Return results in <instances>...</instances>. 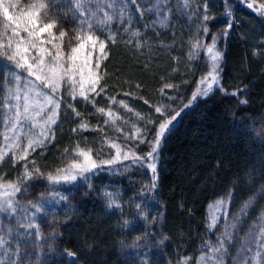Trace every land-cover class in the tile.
I'll list each match as a JSON object with an SVG mask.
<instances>
[{
    "label": "trees",
    "instance_id": "trees-1",
    "mask_svg": "<svg viewBox=\"0 0 264 264\" xmlns=\"http://www.w3.org/2000/svg\"><path fill=\"white\" fill-rule=\"evenodd\" d=\"M15 1L23 7L38 2ZM123 1V22L111 24L101 34L104 40L108 32L116 34V43L108 44V57L101 64L102 72L107 73L105 93L96 97L93 105L80 98L73 101L67 86L62 85L65 91L55 138L30 150L27 161L14 163L13 153L7 152L0 162V184L18 183L27 189L16 196L22 209L28 208L29 202L40 203L41 197L56 190L67 197L62 205L46 210L35 221L39 237L25 236V228L21 227L27 223L23 211L12 217L0 214V236L8 241L5 248H0V259L5 264L9 256L4 253H12L11 259H15L17 247L22 264H73L66 253L75 254V264H196L203 245L217 241L214 236L219 228L214 233L206 228L211 201L230 193L238 208L253 199L235 235L245 234L264 217V57L260 58L264 18L247 7L253 0H190L187 8L183 0H160L162 14L169 16L163 25L162 15L146 10L157 0H136L135 4ZM42 2L47 5V14L41 13L42 23L55 20L53 32L57 37L60 30L67 32L63 52L68 53L69 40L72 46L77 43L72 38L80 31L78 14L70 0ZM260 2L264 0H255L257 6ZM205 3L207 34L200 30ZM5 24L0 14V37L7 44ZM133 32L139 35L133 36ZM213 36L218 37L216 47L223 53V91L214 88L208 97L198 98L181 112L160 146L154 190L150 169L123 160L86 174V180L51 184L44 179L77 160L73 151L77 144L81 149H91L97 164L115 156L109 142L127 145L124 150L140 156L150 151L148 143L128 141L125 133L132 135L135 128L145 129L136 113L156 120L153 106L163 104L180 111L188 104L201 77L209 71L206 52L194 53L191 45L197 39L211 43ZM137 43L141 47H136ZM50 50L54 51L52 45ZM6 60L0 55V61ZM165 84L175 87L166 89ZM237 91L239 95H232ZM109 97H114L116 103L110 105ZM120 100L128 108L121 106ZM68 104L81 116H74ZM3 105L0 92V111ZM109 107L119 119L105 124L108 117L97 109L107 112ZM81 118L90 129L73 132ZM146 132L150 139L153 126L148 125ZM25 164L29 170L38 168L43 176L25 180ZM105 192L117 193L121 207L109 208ZM137 205L142 206L145 215ZM9 228L12 235L8 234ZM28 231L35 233V229Z\"/></svg>",
    "mask_w": 264,
    "mask_h": 264
},
{
    "label": "snow or ice",
    "instance_id": "snow-or-ice-1",
    "mask_svg": "<svg viewBox=\"0 0 264 264\" xmlns=\"http://www.w3.org/2000/svg\"><path fill=\"white\" fill-rule=\"evenodd\" d=\"M86 3L91 4L93 0H85ZM116 0H112L107 7H114ZM123 2V0H121ZM131 3L135 4L136 0H131ZM190 4V0H183V7L187 8ZM16 8L17 4H5L4 0H0V14L5 18L6 23L4 25V35H7L9 29H11L12 37H16L15 45L13 46L12 38H8L7 44L3 42V38L0 37V55L7 58L9 61H14L15 66L18 68H24L29 77H34L35 81L45 88L50 89L51 94L48 92L40 91L37 87L32 85L26 86L24 89L19 87L20 77H16L17 88L15 90L8 89V99L5 102L7 104V114L5 120V127H10L12 130V135H5V141H12V143H7L6 147L12 151L14 163L18 161H27L29 151H35L36 147H42L49 139L55 138V132L53 125H56L57 118L59 115L60 99H54V94L58 92L62 85L67 86L68 95L73 101L80 98L83 102L93 104L96 103V97L105 93L107 84L104 83L105 76L107 73H103L101 69V64L108 57L107 47L109 43H116V34L108 32L107 39L102 40L99 36L95 35V30L104 31L110 27L114 17L110 15L107 11H103L100 8L99 2L97 0V7L103 12V18H99V12L84 11L79 12V29L75 36L72 38L77 43L72 46V41L69 40V51L68 53L63 52V41L67 32L65 30H60L58 37L54 34L53 29L56 27V21L51 20L47 23H42L41 13L47 14V5L38 0L36 3H32L28 6L29 10L22 12L19 17L9 14V9ZM75 9L80 10L84 7L81 0H76ZM247 7L249 9H254V11L264 18V2H260L258 6L253 2L248 3ZM147 11L155 10L158 15H162L160 23L166 24L169 19L168 15H163L160 9V0H157L156 4L146 9ZM170 11V10H169ZM205 14L200 20L203 25L200 29L203 33L207 34L209 29L206 26V22L209 19L207 13V4H204ZM126 14V8L121 7L119 9V18L123 22L124 16ZM143 15V12H141ZM230 15V13H226ZM232 24H228V29H231ZM228 29L225 30L223 35H227ZM128 29H125L127 32ZM21 32L27 34V38L21 36ZM47 33L49 39H42L41 34ZM133 36L139 35L138 32H133ZM218 37L213 36L211 43H202L197 39L196 43L191 45V49L194 53H199L201 50L206 52L208 58V73L201 77L196 90L193 92L191 99L188 104L184 105L180 111L175 109H170L167 105L153 106L154 112L158 114L156 120H152L149 117H140L139 113L136 115L140 120L144 121L145 129L135 128L132 135L125 133V139L128 141H134L136 143H148L150 146V151L145 153L143 156L138 155L132 150H124L127 145L121 146L115 142H109V147L115 149V156L110 159L103 161L101 164H97L93 160V152L91 149L84 150L77 144L76 148L73 150L77 160H74L66 169H58L57 174L53 175L49 173L44 179L51 184H60L61 182L65 184L73 183L80 179H88L86 174L94 173V171L101 169L104 165H113L118 161H131L132 166L147 167L152 173V185L151 189L156 188L157 180V159L159 154V149L162 142L168 138L171 134L177 118L181 115V112L185 108L191 107L192 104L201 97H208L210 93L213 92L214 88L216 90L223 89L220 87V64L223 60V53L216 47ZM59 40L60 43H54ZM127 43H132V41H127ZM51 44L52 49L50 50L45 45ZM136 47H141V44L137 43ZM30 49L35 50L37 53L34 56L29 57ZM31 60V62H29ZM139 87V85H137ZM175 87L172 84H165L164 88L171 89ZM164 89H161L163 93ZM227 95V93L225 92ZM125 95H129L125 93ZM232 95H239V91L233 92ZM110 105L116 103L114 97H109ZM148 102L145 101V104ZM246 103V101H242ZM119 104L124 108H128L123 100L119 101ZM49 106H51L49 108ZM67 108L71 109L74 116L80 117L81 114L76 111L72 104H68ZM97 111L108 119L105 120V124L109 123L111 120L113 123L116 119H119L109 107L106 112L104 108H98ZM131 111V109H129ZM46 114V116L44 115ZM37 118L43 119V124L40 125V132L36 138H28V143L26 146L21 147L20 140L23 134V124L28 122L31 124L32 121L37 120ZM152 125L154 128V135L148 138L146 132L147 126ZM35 127V125H33ZM19 128V131L17 129ZM89 124L81 118V122L78 124L77 128L72 129L73 132L86 131L89 130ZM102 130V129H100ZM117 131H122L117 129ZM22 152L21 155L17 153ZM68 152V149H65ZM7 152L0 149V162H3ZM82 158V159H81ZM79 161V162H77ZM35 163L34 161L32 162ZM43 174L36 167L29 170L27 164H25L24 178L25 180H30L34 177L40 178ZM90 186V185H89ZM26 188H22L20 184H0V214H5L8 217L17 215L19 212L23 211L25 217L29 223L21 225L25 228V236L36 235L40 236L39 226L35 223L36 217L45 212V203H51V200H44L41 197V201L44 203H31L29 202L28 208H21L16 196L18 193L26 191ZM59 196V193L54 194ZM104 196L108 202L109 208H120L121 205L118 202V194L112 192H105ZM67 197L59 196V201L66 200ZM230 199L226 202L221 200L214 206L216 212L213 213L211 217V222L209 228H215L221 218L224 217L225 221L228 216V208L230 206ZM137 209L142 215H145L142 211V206L137 205ZM250 204L246 203L241 209L239 216H233V223L227 224L225 231L222 236L218 238V247L208 245L210 249L206 255L200 257L198 264H224V257L227 255V248L225 247V242L231 241L230 230L237 228L239 222L248 214V209ZM29 210H31V215H28ZM264 221V217H261ZM127 223V222H125ZM29 229H35V233H29ZM8 234L12 235V229H8ZM8 245V241L0 236V248H5ZM253 248L255 249L254 254ZM4 255L9 256L8 264H22L20 257V249L17 247L15 249V259H11L12 253L5 252ZM72 258L73 264H75V254L66 253ZM0 264H5L3 259H0ZM233 264H264V224L256 231V225L252 226L249 233V238L245 247H243L238 253L237 257L234 258Z\"/></svg>",
    "mask_w": 264,
    "mask_h": 264
},
{
    "label": "rangeland",
    "instance_id": "rangeland-1",
    "mask_svg": "<svg viewBox=\"0 0 264 264\" xmlns=\"http://www.w3.org/2000/svg\"><path fill=\"white\" fill-rule=\"evenodd\" d=\"M5 4H17V2L15 0H4ZM76 0H70V3L72 4V6L74 7ZM100 8L103 9V11H107L110 15H112L114 17L113 21L111 24L115 23V22H120V18H119V9L121 7H125L124 1L121 2V0H116L114 7H107V5L109 3H112V0H98ZM81 3L84 4V7L80 10L75 9L76 13L79 16V12L80 11H84L85 13H87L88 11H93V12H99V18L102 19L103 18V12L100 11V8L97 7V0H93V3L88 4L85 2V0H81ZM29 8L28 7H23V6H19L17 4L16 8H11L9 9V14L19 17L21 15L22 12H26L28 11ZM6 23H9L8 21H6ZM106 29L104 31H100V30H95V35L99 36L100 39L104 40L102 38V33L105 32ZM21 36H24L25 38H27V34L24 32H21ZM6 40L8 41V38H12L13 40V46L15 45V41H16V37H12L11 35V29L8 30L7 35L5 36ZM41 38L42 39H49L47 33H43L41 34ZM51 44L45 45V47H48L50 49ZM262 55H260V58L264 57V47H262L261 49ZM37 53L35 52V50L30 49L29 51V57L36 55ZM31 62V60L29 61ZM19 76L20 77V83H19V87L21 89H24L26 86L32 85L34 82V86L37 87L40 91H44V92H48L49 94H51L50 89H45L43 88L38 81H35L34 77H29L27 71L24 68H18L15 66V62L14 61H0V92L2 94V99L4 102V105L0 111V141H1V145H0V149H3L6 152H12L10 151L7 147L6 144L7 143H12V141H5L4 137L5 135L11 136L12 135V130L10 127H5V120H6V114H7V104L5 103L8 99V89L11 88L13 90H15L17 88V83H16V77ZM65 91L64 87L61 86V88L58 90L57 93L54 94V99H60V108H59V115L57 118V123L59 122L60 119V115H61V110H62V96H63V92ZM51 106H49L50 108ZM46 116V114H44ZM56 123V125H57ZM43 124V119L41 118H37V120L32 121L31 124L28 122H24L23 124V134H22V138L20 140V144L21 147L26 146L28 143V138H36L41 130L40 125ZM33 125H35V127H33ZM56 125H53V129L55 128ZM17 131H19V128L17 129ZM50 140V139H49ZM48 140V141H49ZM5 184V183H4ZM59 193V196H62V193L60 190H56L54 191L52 194H50L49 196L44 197V200H51V203H45V211L48 209H53L54 207H56L57 205H62V201H59V203H57L56 201L59 200V196H55L54 194ZM231 201L230 206L228 208V216H227V220L225 221L224 217L221 216L218 224L216 227L219 228V232L218 234L215 233L214 239H217V241H209L207 243H205L202 247V250L198 253L197 257H196V264H198V261L200 259L201 256L206 255L209 252V248L208 245H212L214 247H218L219 243H218V238L222 236L223 232L225 231V227H226V223L227 224H231L233 223L232 217L233 216H239L241 213V209L244 207L245 204H243L240 207H236V205H233L232 203V195L230 193H227L217 199H214L213 201H211L208 206H207V224H206V228L207 231L209 233H214L216 232V227L210 229L209 225L211 222V217L213 215V213H215L217 210L214 207L216 205V203L218 201H225L226 204L227 202ZM253 201V199H251L249 201V203H251ZM40 203H44V201H41ZM248 203V204H249ZM28 215H31V210H29ZM42 216V214L38 215L36 217V220H38L40 217ZM25 217V216H24ZM35 220V221H36ZM242 220V219H241ZM25 221H28L27 218L25 217ZM241 223V221L239 222ZM262 224H264V221L260 220V222L258 224H254L256 225V231H259V228L262 226ZM252 229V227L250 229H248L246 231L245 234L243 235H239V234H234L235 233V229L234 230H230L231 233V241L225 242V247L227 248V255L224 257V264H233V260L234 258L237 257L238 253L240 252V250L245 247V245L247 244L248 238H249V233L250 230ZM239 235V236H238ZM240 241V243H239ZM255 249L253 248V253H250V255L254 254Z\"/></svg>",
    "mask_w": 264,
    "mask_h": 264
}]
</instances>
